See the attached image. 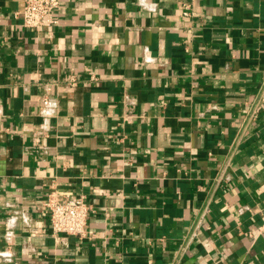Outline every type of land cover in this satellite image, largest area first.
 Listing matches in <instances>:
<instances>
[{
	"label": "crops",
	"instance_id": "obj_1",
	"mask_svg": "<svg viewBox=\"0 0 264 264\" xmlns=\"http://www.w3.org/2000/svg\"><path fill=\"white\" fill-rule=\"evenodd\" d=\"M23 4L0 0V264L264 263V0H62L40 29ZM52 194L91 204L86 237L52 232Z\"/></svg>",
	"mask_w": 264,
	"mask_h": 264
},
{
	"label": "built area",
	"instance_id": "obj_2",
	"mask_svg": "<svg viewBox=\"0 0 264 264\" xmlns=\"http://www.w3.org/2000/svg\"><path fill=\"white\" fill-rule=\"evenodd\" d=\"M61 3L62 0H24L22 9L15 11L14 14L16 18H20L22 26L40 29L58 21L56 12L60 9ZM183 13L194 14L193 5L185 3ZM46 206L50 227L55 235L69 234L81 238L87 236L86 227L92 207L83 195L69 194L62 199L52 194Z\"/></svg>",
	"mask_w": 264,
	"mask_h": 264
}]
</instances>
